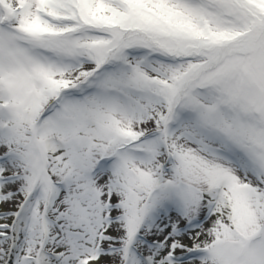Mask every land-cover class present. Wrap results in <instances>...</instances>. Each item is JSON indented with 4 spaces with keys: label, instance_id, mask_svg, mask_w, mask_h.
Returning a JSON list of instances; mask_svg holds the SVG:
<instances>
[{
    "label": "snow or ice",
    "instance_id": "obj_1",
    "mask_svg": "<svg viewBox=\"0 0 264 264\" xmlns=\"http://www.w3.org/2000/svg\"><path fill=\"white\" fill-rule=\"evenodd\" d=\"M0 264H264V0H0Z\"/></svg>",
    "mask_w": 264,
    "mask_h": 264
}]
</instances>
